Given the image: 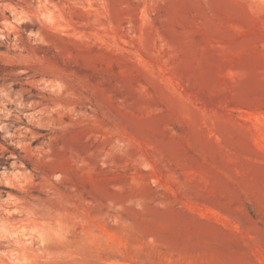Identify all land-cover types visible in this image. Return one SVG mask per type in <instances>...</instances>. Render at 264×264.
Returning <instances> with one entry per match:
<instances>
[{
    "label": "rangeland",
    "instance_id": "rangeland-1",
    "mask_svg": "<svg viewBox=\"0 0 264 264\" xmlns=\"http://www.w3.org/2000/svg\"><path fill=\"white\" fill-rule=\"evenodd\" d=\"M0 264H264V0H0Z\"/></svg>",
    "mask_w": 264,
    "mask_h": 264
}]
</instances>
